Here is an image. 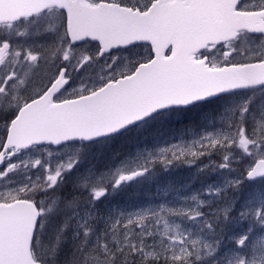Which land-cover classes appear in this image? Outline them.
I'll use <instances>...</instances> for the list:
<instances>
[{
    "label": "snow or ice",
    "instance_id": "snow-or-ice-1",
    "mask_svg": "<svg viewBox=\"0 0 264 264\" xmlns=\"http://www.w3.org/2000/svg\"><path fill=\"white\" fill-rule=\"evenodd\" d=\"M0 7V264H264V0ZM169 119L179 143L95 151Z\"/></svg>",
    "mask_w": 264,
    "mask_h": 264
},
{
    "label": "rangeland",
    "instance_id": "rangeland-1",
    "mask_svg": "<svg viewBox=\"0 0 264 264\" xmlns=\"http://www.w3.org/2000/svg\"><path fill=\"white\" fill-rule=\"evenodd\" d=\"M186 118H191V114L186 115L184 119L186 120ZM164 122H166V124L162 126L161 123ZM174 123L175 121L169 119L150 125L149 127L143 130L145 131L144 134L145 138H142L143 141L136 143H140L142 144V146H147L149 149H151L153 146L163 147L170 143H179L180 142L179 134L178 133L173 134V132L175 131V128L173 126ZM121 145H122L121 148H123V143ZM131 148L132 147H130V149ZM100 150L101 149H96V151H100ZM113 151H115V149L109 150V152H107L105 155L107 156ZM133 151H135V149H133ZM179 171L180 174H179V178L177 179L170 177L168 181L163 180L162 182H156L155 189L153 188V190L148 192L147 193L148 195L143 198L144 200H137L138 198H134V199H129L125 202L113 203L112 201L111 205L118 206L125 210H134L140 207L155 206L157 204L163 203L166 200L171 199V194L166 197L164 195V191L168 189L171 193L173 189L179 188L184 183H186L188 181L189 176L191 175V170L188 169L187 167H182V169H179Z\"/></svg>",
    "mask_w": 264,
    "mask_h": 264
},
{
    "label": "trees",
    "instance_id": "trees-1",
    "mask_svg": "<svg viewBox=\"0 0 264 264\" xmlns=\"http://www.w3.org/2000/svg\"><path fill=\"white\" fill-rule=\"evenodd\" d=\"M195 118H196L195 116L191 115V118H186V120L195 119ZM161 124L163 126L166 124V122ZM144 134L145 131L129 134L128 136L119 138L116 141H114L110 149H101L100 151L104 152L105 154L109 152V150H114V149L115 151L119 150L121 152H125L128 149L130 150V147H133L136 142L143 141L142 138H145ZM122 143H123V148H121ZM179 169H182V167L171 169L167 172L163 171L162 169H157L154 179H152L151 181L146 180L139 183H132L128 185L123 191H121L118 195L113 197L111 202L112 201L113 203L125 202L129 199H134V198H138L137 200H144L143 198L148 195L147 193L153 190V188L155 189L156 182H162L163 180L168 181L170 177L176 179L179 178V174H180Z\"/></svg>",
    "mask_w": 264,
    "mask_h": 264
},
{
    "label": "water",
    "instance_id": "water-1",
    "mask_svg": "<svg viewBox=\"0 0 264 264\" xmlns=\"http://www.w3.org/2000/svg\"><path fill=\"white\" fill-rule=\"evenodd\" d=\"M0 3H2V0H0ZM3 11V9H2V7H0V12H2Z\"/></svg>",
    "mask_w": 264,
    "mask_h": 264
},
{
    "label": "bare ground",
    "instance_id": "bare-ground-1",
    "mask_svg": "<svg viewBox=\"0 0 264 264\" xmlns=\"http://www.w3.org/2000/svg\"><path fill=\"white\" fill-rule=\"evenodd\" d=\"M167 175V174H166ZM157 176V175H156ZM157 192V191H156ZM138 206V205H137ZM135 208V207H134Z\"/></svg>",
    "mask_w": 264,
    "mask_h": 264
}]
</instances>
